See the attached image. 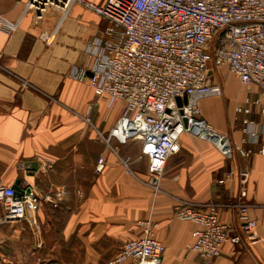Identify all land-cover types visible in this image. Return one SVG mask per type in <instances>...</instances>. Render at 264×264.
<instances>
[{
  "label": "crops",
  "instance_id": "0c3cea01",
  "mask_svg": "<svg viewBox=\"0 0 264 264\" xmlns=\"http://www.w3.org/2000/svg\"><path fill=\"white\" fill-rule=\"evenodd\" d=\"M25 2L0 0V13L18 22L13 30L0 25V184L20 179L41 200L33 220L0 221V264H103L124 241L139 236V221L145 219L156 224L155 236L165 246L158 264H264V151H259L264 136L250 143L254 151L248 157L235 150L226 157L207 140L184 133L153 188L140 141L108 137L123 102L109 104L87 79L68 74L73 65L88 66L85 45L107 21L78 3L66 12L48 9L36 20ZM224 69L211 67L210 79L222 94L201 97L200 112L239 143L244 117L264 125V93ZM237 105H248L251 112L236 114ZM43 161L51 165L47 170L41 169ZM230 168L235 176L220 184ZM241 177L256 223L245 231L234 211L221 209L230 233L241 239L226 242L218 256L203 262L187 247L195 224L175 217L173 207L184 200L234 198Z\"/></svg>",
  "mask_w": 264,
  "mask_h": 264
},
{
  "label": "built area",
  "instance_id": "2783aa9c",
  "mask_svg": "<svg viewBox=\"0 0 264 264\" xmlns=\"http://www.w3.org/2000/svg\"><path fill=\"white\" fill-rule=\"evenodd\" d=\"M74 3L95 12L107 25L85 45L88 66L73 65L68 74L87 79L97 95L108 97L109 104L123 102L108 137L140 141L153 188L158 189L166 159L179 150L184 133L207 140L226 157L233 150L242 157L254 151L250 143L264 136V125L244 117V136L233 143L201 116L199 99L222 94L221 85L210 79L212 66L226 67L240 82L258 86L264 93V0H26L25 7L35 12L37 20L48 9L66 12ZM0 25L13 30L18 22L0 13ZM41 36L50 39L44 33ZM234 110L236 114L251 112L248 105H237ZM260 112L264 113V105ZM259 151H264V143ZM50 166L47 161L41 163L42 170ZM102 168L100 157L97 170ZM234 176L230 168L218 182L224 184ZM245 180L240 178L234 198L202 203L184 200L174 205L175 217L195 224L193 241L187 247L203 262L218 256L226 242L241 239L239 233H230L221 209L234 211L245 231L255 225L245 199ZM21 187L23 192L17 196L12 186L0 184V221L33 220L41 197L30 184ZM60 197L56 191L55 198ZM139 226V236L124 241L103 264L159 263L165 246L155 236L156 224L145 219Z\"/></svg>",
  "mask_w": 264,
  "mask_h": 264
},
{
  "label": "water",
  "instance_id": "95a60500",
  "mask_svg": "<svg viewBox=\"0 0 264 264\" xmlns=\"http://www.w3.org/2000/svg\"><path fill=\"white\" fill-rule=\"evenodd\" d=\"M176 100H177L178 104H181V98L176 97ZM184 101H186L185 98H184ZM33 164L35 165V163H33ZM12 188L14 189V194L17 196L23 192V189H22L21 184H20V179H16L13 182Z\"/></svg>",
  "mask_w": 264,
  "mask_h": 264
},
{
  "label": "rangeland",
  "instance_id": "374dc122",
  "mask_svg": "<svg viewBox=\"0 0 264 264\" xmlns=\"http://www.w3.org/2000/svg\"><path fill=\"white\" fill-rule=\"evenodd\" d=\"M224 70H226V72H225V73H226L227 75H228V74H229V75H231V74L228 72V70H227V69H224ZM111 257H112V256H111ZM108 259H109V258H108ZM108 259H107V260H108Z\"/></svg>",
  "mask_w": 264,
  "mask_h": 264
}]
</instances>
